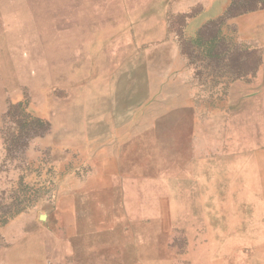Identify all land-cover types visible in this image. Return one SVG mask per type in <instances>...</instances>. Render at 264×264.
Wrapping results in <instances>:
<instances>
[{
    "label": "rangeland",
    "instance_id": "374dc122",
    "mask_svg": "<svg viewBox=\"0 0 264 264\" xmlns=\"http://www.w3.org/2000/svg\"><path fill=\"white\" fill-rule=\"evenodd\" d=\"M262 1L153 0L179 77L153 44L114 72L109 18L87 61L0 73V264H264Z\"/></svg>",
    "mask_w": 264,
    "mask_h": 264
},
{
    "label": "crops",
    "instance_id": "0c3cea01",
    "mask_svg": "<svg viewBox=\"0 0 264 264\" xmlns=\"http://www.w3.org/2000/svg\"><path fill=\"white\" fill-rule=\"evenodd\" d=\"M152 1L0 0V73L5 76H2L4 81H10L14 76L15 83L22 82L21 61H87L86 43L81 35L99 31L103 18L114 20V54L111 56L114 72L135 62L150 72V47L153 44L159 48L158 61L164 72L179 77L186 73L189 65L187 61H181L176 47H171L174 51L167 60L166 25L162 27V37L154 40L150 36L154 15ZM113 2L114 14L104 15V5ZM160 2L163 10L159 11L158 17L165 19L167 0ZM88 18L95 19L94 24H88ZM9 66H14L15 71L12 72ZM118 80V74L114 73V82ZM166 81L165 77L163 82ZM131 111L126 110L122 124H128L132 129L138 123L130 121Z\"/></svg>",
    "mask_w": 264,
    "mask_h": 264
},
{
    "label": "trees",
    "instance_id": "16d2710c",
    "mask_svg": "<svg viewBox=\"0 0 264 264\" xmlns=\"http://www.w3.org/2000/svg\"><path fill=\"white\" fill-rule=\"evenodd\" d=\"M253 3H257V2L254 1ZM262 5H264V1H262ZM252 8H254V7H250L248 9H252ZM34 121L37 122V123H40L41 122L38 118H35Z\"/></svg>",
    "mask_w": 264,
    "mask_h": 264
},
{
    "label": "water",
    "instance_id": "95a60500",
    "mask_svg": "<svg viewBox=\"0 0 264 264\" xmlns=\"http://www.w3.org/2000/svg\"><path fill=\"white\" fill-rule=\"evenodd\" d=\"M45 218V216L44 215H40V219H44Z\"/></svg>",
    "mask_w": 264,
    "mask_h": 264
}]
</instances>
